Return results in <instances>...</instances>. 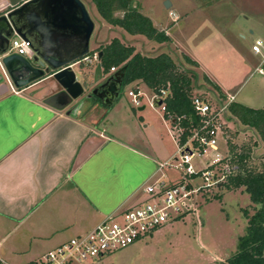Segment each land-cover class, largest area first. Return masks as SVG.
<instances>
[{
    "label": "crops",
    "instance_id": "0c3cea01",
    "mask_svg": "<svg viewBox=\"0 0 264 264\" xmlns=\"http://www.w3.org/2000/svg\"><path fill=\"white\" fill-rule=\"evenodd\" d=\"M159 10L151 8L145 16L170 41H147L152 48L149 53L190 58L197 64L194 70L218 88L219 92L210 85L223 100L232 97L234 103V95L226 92L225 75L251 69L264 74V0L206 4L161 0ZM256 41H261L259 53L252 51ZM189 42L192 47L186 45ZM0 75L3 77L1 69ZM3 78L7 85L0 80V255L9 264L21 252L7 242L9 234L21 232L31 239L29 254L45 245L57 246L71 235L88 232L107 215L128 210L145 195L147 185L157 180L172 182L171 176L159 170L156 151L135 147L120 136L124 119L115 109L120 94L105 105L98 98L86 99L85 93L69 113V108L56 110L43 102L51 91L47 78L22 89ZM130 85L133 88L128 91L134 92L144 87L137 82ZM222 96L220 104H224ZM246 128L240 133L242 139L247 130L256 135ZM254 141L258 139L251 144ZM224 143L228 146L224 153L230 156L231 146L236 152L244 146ZM263 155L260 144L252 147V159Z\"/></svg>",
    "mask_w": 264,
    "mask_h": 264
},
{
    "label": "rangeland",
    "instance_id": "374dc122",
    "mask_svg": "<svg viewBox=\"0 0 264 264\" xmlns=\"http://www.w3.org/2000/svg\"><path fill=\"white\" fill-rule=\"evenodd\" d=\"M134 1L141 4L140 7L144 15H149L151 8L156 9V12L161 9V0ZM172 1L174 4L178 1L189 2V0ZM193 1L197 4H206L214 0ZM91 16L95 24L90 40L91 50L106 44L112 38H118L124 43L134 45L137 52L151 55L149 53L152 51L151 45L148 44V40L145 38L141 36L131 37L122 30L105 24L98 19L95 12H92ZM161 17L164 18L165 22L169 21L165 14ZM186 45L192 47L191 42ZM173 58L184 68L192 69L198 74V81L193 94L207 99L213 108H217L218 104L221 103L218 100L221 98L218 93L213 91L210 85L203 80L200 73L185 63L183 57L176 56ZM93 65L79 61L73 65V70L79 78L84 77L86 79ZM252 70L225 75L227 77L224 79L227 87L226 92L229 95H234V103L236 104L253 109H262L264 108V74L261 75L258 71ZM262 70L264 72V69ZM220 76L222 78V75ZM3 81L6 84L4 78ZM132 86L127 85L122 89L119 95L120 101L115 107L124 119L122 125L120 124V126L124 127V129L120 130V136L130 139L135 147L156 151L155 162L158 165L161 162H168V164L170 163L169 166L173 168L175 163L171 160V156L175 154L179 133L172 129L170 121L164 117V113L160 109L150 105L151 94L143 86H141L143 96L140 107H144V109L140 110V107H135L131 98L127 95L128 90L133 88ZM223 101L226 104L228 98ZM232 117L227 110L225 114L226 120L221 127L224 140L221 136L218 138V148L221 154L227 150L226 147L228 146L224 143L226 140L228 144L233 143L239 146L242 144L249 145L257 138L255 134L250 135V131L247 130L246 137L242 139L244 136L240 133L247 128L241 124L238 125L237 119L234 120L236 124L232 122ZM257 159H253L252 163L259 165L260 162ZM161 173L171 176L172 181L179 179L178 173L170 168L162 169ZM215 195L221 198H214ZM147 200L146 195H141L140 199L129 209L137 208ZM244 210L248 211L249 214L253 213V205L250 203L247 193L243 189L227 190L225 186H222L214 190L205 200L199 199L196 213L190 212L181 219L167 222L151 236L142 238L125 249L108 254L98 260H88L83 264H223L235 253L238 238L245 232L247 220L243 215ZM14 240L18 241V245ZM31 241V239H26L25 235H21V232L8 235L7 242L10 244L12 242L11 245L15 251H21L16 259H10L9 262L11 264H24L29 260H37L43 254L56 247L53 244L45 245L41 251H31L29 254L27 252L32 250L28 247Z\"/></svg>",
    "mask_w": 264,
    "mask_h": 264
},
{
    "label": "built area",
    "instance_id": "2783aa9c",
    "mask_svg": "<svg viewBox=\"0 0 264 264\" xmlns=\"http://www.w3.org/2000/svg\"><path fill=\"white\" fill-rule=\"evenodd\" d=\"M29 46V42L14 37L9 41L7 53L24 56ZM260 47L261 41H256L252 51L259 53ZM80 61L96 65L97 52L88 53ZM117 70L111 68L107 74ZM127 94L135 107L141 106V91H128ZM166 96L164 90L152 95L150 105L154 107L159 100L161 103L157 108L164 112ZM232 100L231 97L226 104L213 108L207 99L193 96L192 105L201 122L183 143L179 141L181 129L175 126L179 133L176 153L171 158L175 165L171 168L168 162L159 164V170L170 168L178 173L179 179L169 183L157 180L147 185L143 192L148 200L141 206L107 215L88 232L71 237L26 264H83L88 260H98L151 236L167 222L181 219L190 212L196 213L199 199L205 200L214 190L221 188L236 171L232 156L219 153L218 148V138L223 137L221 127ZM0 264L9 263L0 255Z\"/></svg>",
    "mask_w": 264,
    "mask_h": 264
},
{
    "label": "trees",
    "instance_id": "16d2710c",
    "mask_svg": "<svg viewBox=\"0 0 264 264\" xmlns=\"http://www.w3.org/2000/svg\"><path fill=\"white\" fill-rule=\"evenodd\" d=\"M82 1L91 7V13L95 12L99 20L131 37L141 36L156 44L170 41L164 31L153 26L134 0ZM95 52H102L100 65L104 73L111 68H125L122 88L137 82L144 85L151 95H158L161 90L166 91L167 96L163 100L164 117L181 129L180 143L185 142L192 129L200 124L201 117L196 114L192 105L198 74L181 66L169 53L145 55L137 52L134 45L118 38H112L89 53L92 55ZM183 60L192 68L197 66L186 56H183ZM203 80L211 85L206 77L203 76ZM211 86L219 92L216 86ZM227 110L239 124L255 131L258 142L244 145L241 152L230 147L236 171L223 186L227 190L243 189L253 205V213L243 211L247 220L245 232L238 238L235 253L223 264H264V155L257 159L259 165L252 163V147L260 144L264 150V108L253 109L230 103ZM214 198L221 197L215 195Z\"/></svg>",
    "mask_w": 264,
    "mask_h": 264
},
{
    "label": "water",
    "instance_id": "95a60500",
    "mask_svg": "<svg viewBox=\"0 0 264 264\" xmlns=\"http://www.w3.org/2000/svg\"><path fill=\"white\" fill-rule=\"evenodd\" d=\"M94 28L91 8L82 0H0L3 77L17 89L47 78L51 91L43 102L56 110L69 108L71 113L80 104L74 102L85 93L86 99L98 98L105 105L111 104L122 91L125 68L104 74L102 52H98L90 79L79 80L73 70V65L90 52ZM14 37L29 42L26 55L7 53ZM3 77L0 75V80ZM160 103L156 101L157 106Z\"/></svg>",
    "mask_w": 264,
    "mask_h": 264
},
{
    "label": "flooded vegetation",
    "instance_id": "af4514ba",
    "mask_svg": "<svg viewBox=\"0 0 264 264\" xmlns=\"http://www.w3.org/2000/svg\"><path fill=\"white\" fill-rule=\"evenodd\" d=\"M103 73H104V71H103ZM108 73V72H107ZM107 73H104V74H107ZM114 88V85L112 86V89ZM123 89V88H122ZM95 99V98H94Z\"/></svg>",
    "mask_w": 264,
    "mask_h": 264
}]
</instances>
